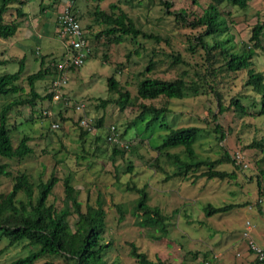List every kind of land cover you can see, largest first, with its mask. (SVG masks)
<instances>
[{"label":"rangeland","instance_id":"1","mask_svg":"<svg viewBox=\"0 0 264 264\" xmlns=\"http://www.w3.org/2000/svg\"><path fill=\"white\" fill-rule=\"evenodd\" d=\"M198 1L201 4L205 2V0ZM118 2L119 0L99 2L95 0H26L21 4L26 16L20 27L8 39L0 38V61L3 60V63H0V72L15 71L18 68L19 59L24 56V69L17 82L27 92L25 76L39 69L41 55L46 56L45 63L50 61L51 57H56L58 60L62 58L66 48L57 32V5L69 3L86 31L92 51L81 66L68 68L66 83L61 92L70 102H83L85 109L76 111L71 105H67V110L62 111L65 117L63 119L58 113L60 109H63L61 101L52 102L46 97L42 101L39 100L36 106L16 107L9 114V124L13 128V142L16 143L22 132H25L31 137L29 143L33 152L21 161L4 158L1 161H8L10 168L26 170L34 181H37L39 174L42 178H46L50 173L58 176V182L49 197V201L53 200L57 206H61L64 195L61 181L68 174L72 177V184L79 191L78 198L82 200L83 209L87 198L93 204L97 195H102L107 216L101 241L111 242L104 254V260L108 264H138L129 253L130 242H133L138 251L143 252L148 260L158 264H206L203 259L204 253H207L208 261L213 255L216 264H251L254 261V254L250 252L247 238L242 235V231L245 222L250 221L253 224L251 236L255 242L264 243V238L261 240L257 235L264 232V154L258 148L246 145L264 136V114L255 117L233 107L220 113L215 95L203 91V93L187 95L181 99L167 100L163 97L154 100L140 99L142 102L155 106L167 103L170 112L166 115V122L172 126L196 125L205 130L211 128L213 119L210 114L216 112L218 114L216 121L226 131V137L217 143L209 130L203 131V135L196 141L195 149L200 156L212 158L221 156V148L226 149L230 157L240 155L242 162L239 167L229 162L218 165V168L222 170L235 173L234 178L224 180L195 177L201 171L199 169L185 179L172 178L163 181V171L159 172L160 167L169 173L174 170L173 166L162 156L158 157L157 163L160 166L153 165L156 152L146 140L138 144L136 153L130 154L127 151L126 159L112 161L109 158V150L102 152L106 144L98 145L101 149L97 150L89 136L86 140L79 137L76 121L80 115L85 114L92 119L103 115L104 123H114L118 128H122L124 123L139 111V108L130 107L120 110L113 101L101 108L96 106L95 101V98L117 97V93H110L107 89V78L113 75L134 97L137 80L140 78L137 74L144 69L148 58L146 52L148 54L153 44L148 40H142L147 48L146 52L141 50L139 55L132 53L127 59L126 54L135 45L129 37H124L118 43L105 42L103 36L93 40L92 35L103 28V25L95 20V9L108 11L110 3ZM173 2V8L186 7L194 12L200 10V7L197 4H191L190 0H173ZM135 3L137 1L126 3L121 0L120 6L130 13L138 27L168 38L169 44L163 41L160 43L162 50L167 53L171 51V48L178 50L187 61V63L178 62L172 66L171 58L157 55L155 57L158 62L157 70L153 74L170 79L175 78L183 69H187L192 75L196 68L195 63L200 64L203 54L200 48L192 53L186 49L185 38L192 30L187 27H174L173 17L165 12L159 0H143L141 5L136 6ZM16 8V5L9 7L5 14L7 21L15 17ZM227 11H230L234 20L231 31L234 34L235 43L240 44V42L248 41L253 24L264 19V0H249L245 9L225 6L222 12L226 14ZM104 53L106 58L102 57ZM253 60L256 69L264 76V51L257 50ZM116 63L119 65L117 66ZM244 74L243 72L230 73L222 78L219 85H216L224 106H228L230 98L241 91ZM48 82V75L42 80L35 81L36 90L41 95L48 92ZM242 93L244 94L243 97L241 96L243 106L247 107L248 111H252L253 108L248 106L249 102L244 98L249 96L250 92L243 90ZM9 99L7 95L0 96V107ZM210 108L212 112L208 113ZM43 110H50L54 114L53 118L47 115L44 118L40 116ZM52 121L60 122L61 126L57 129L52 128L50 126ZM21 128L25 129L20 131ZM135 131L143 133L145 137L148 136L152 143L160 140L156 134L153 136V133L160 132L157 123L145 132L143 122H138L129 129L127 137H132ZM163 132L162 130L161 133ZM101 133H104V128ZM42 148L45 152L41 151ZM126 160H131L133 164L130 172L125 171ZM258 180L260 191H258ZM1 181L0 190L10 189L7 177H1ZM131 185H146L148 203L158 206L161 212L167 215V233L164 237L153 238L150 236L152 229L139 225L136 217L131 215L132 201L137 197V193L130 190ZM120 203L126 204L127 207V213L122 220H118L115 206ZM207 203L214 206L229 203L244 204L226 212L207 216L203 208ZM75 220V213L68 215L71 226L74 225ZM27 252L26 242L8 245L6 238H0V264H9L18 257L26 255ZM194 252H197L195 257L192 256ZM46 260H52L55 264L65 263L63 257L53 255L39 258L33 264H40Z\"/></svg>","mask_w":264,"mask_h":264},{"label":"trees","instance_id":"2","mask_svg":"<svg viewBox=\"0 0 264 264\" xmlns=\"http://www.w3.org/2000/svg\"><path fill=\"white\" fill-rule=\"evenodd\" d=\"M25 1L0 0L1 39H8L13 36L20 27L26 16V12L21 8V4ZM123 1L126 3L137 1L134 4L136 6L141 5L143 0ZM248 1L205 0L204 4H201L198 0H190L191 4H197L200 7L199 11L194 12V10L186 7L173 8V0H159L165 12L173 17L174 27H187L192 30L185 38L186 49L192 53L200 48L203 52L201 55L202 61L200 64L195 63L196 68L192 75L187 69H183L175 78L170 79L153 74L157 70L158 63L155 57L165 55L171 58L170 65L172 66L178 62L187 63V61L178 50L171 48V51L167 53L161 49L160 43L162 41L167 44L170 43L167 37H161L157 33L148 32L138 27L130 13L120 6L121 0L118 3H110L108 11L95 9V20L102 24L103 28L92 35L93 40L103 36L105 42L118 43L124 37H129L135 45L126 54L127 59L132 53L139 55L141 50L146 52L147 48L142 40H148L153 44L148 54L146 52L148 58L144 69L137 74V77L140 78L137 80L136 95L134 97L131 96L128 89L121 86L113 75L107 78V89L110 93H117V97L95 98L96 106L101 108L106 107L107 104L113 101L120 110H125L127 107L139 108L137 114L124 123L122 128H118L114 123H104L103 115L96 117L93 119L96 127L94 133L83 129L77 120L79 137L86 140L89 136L97 150L101 149L102 143L106 144V148L102 152L109 150V158L112 161L126 159L125 153L127 151L130 154L136 153L138 144L146 140L147 144L156 152L153 165L160 166L157 162L159 161L158 157L162 156L165 158L164 160L173 166L174 170L169 173L163 167H160L161 171L159 172L163 171V181L172 178L185 179V177L199 169L201 171L195 177L201 176L209 180L234 178L235 173L233 171L222 170L218 168V165L229 162L234 164L235 167H239L242 162L240 157V159L236 155L230 157L224 148H221L222 154L217 158L200 156L195 149L196 141L203 135V131L209 130L214 135L217 143L226 137V131L216 121L218 116L216 112L213 113L211 108L209 109L208 113L212 112L210 115L213 122L211 128L205 130L196 125L172 126L166 122V115L170 112L167 103L155 106L151 103L142 102L140 99L154 100L161 97L167 100L181 99L187 97V95L192 96L197 95L199 92H208L215 95L220 113L233 107L255 117L263 115L264 76L261 71L256 69L253 59L257 54V50L264 51V19L253 24L248 41L236 44L234 34L231 31L234 20L230 11H227L226 14L222 12L225 6L245 9L248 6ZM11 5L17 6L15 9L16 15L7 21L5 14ZM73 13L78 19L75 12ZM91 51H89L86 58ZM45 57V55H41L40 67L37 71L25 76L28 85L27 92L17 82L21 78L24 69V56L19 59V62L17 61L18 68L15 71L0 72V96L4 95L6 97L7 95L10 97L0 107V185L2 184L1 177H7L10 183V189L0 190V238H6L8 245L26 242L27 254L18 257L9 264H33L39 258L53 255L63 257L66 264H108L104 260V254L111 242L101 241L107 216L106 207L104 206L105 200L102 195L98 194L93 204L87 198L83 209L82 200L78 198L79 191L72 184V177L68 174L61 181L64 195L61 206H57L53 200L49 201V197L58 182V176L50 173L46 178H42L39 174L37 181H34L26 170L10 168L8 161H1L2 158L21 161L33 152L29 143L31 137L27 133L22 132L19 140L16 143L13 142V128L9 124V114L18 106L29 105L32 107L36 106V103L39 100L42 101L45 97L51 99V91L48 90V92L41 95L35 87V81L42 80L47 75L50 86V83L59 72V60L56 57H51L49 58L50 61L45 63ZM102 57L106 58V54L104 53ZM0 63H3V60ZM116 65L118 66L119 63H116ZM68 68L73 69L75 67L69 66ZM240 72L245 73L242 77L241 91L230 98L228 106H224L221 102V93L216 89V85H219L222 78L230 73ZM243 90L250 92V95L244 98L249 102L248 106L253 108L252 111H248L247 107L243 106L241 100V96H244ZM67 108V106H63V109L58 111L63 119L65 117L62 111H66ZM40 116L46 117L42 113H40ZM138 122H143L145 132L154 123H157L160 132L153 133V136L156 134L160 140L152 143L148 136L145 137L143 133L137 131L134 132L132 137H127L129 129ZM58 123L61 126V123ZM110 125L115 126L119 140L123 141L126 146H119L116 142L107 140ZM103 128L104 133L102 134L101 130ZM16 129L18 130V128ZM23 129L25 128H21L20 131ZM49 129L51 130V128ZM162 130L163 133H161ZM135 140L137 142L134 143ZM246 146L258 148L264 154V136L252 140ZM41 151L45 152L43 148ZM126 161L125 171L130 172L133 164L131 160ZM257 182L258 191H260V182L259 180ZM129 188L137 193V197L132 201L130 208L131 215L136 217L139 225L152 229L153 232L150 231V236L155 239L164 237L167 233L168 217L161 212L158 206L148 203L149 197L146 185H131ZM244 203H229L218 206L207 203L203 208L205 215L210 216L226 212L236 206H242ZM115 206L118 212L117 218L122 220L124 214L127 213L126 204L120 203ZM72 213L76 215L73 226L68 221V215ZM249 250L253 254L250 248ZM129 253L136 259L138 264H158L148 260L143 252L138 251L133 242H130ZM189 253L191 254V251ZM196 255L197 252L192 253L193 257ZM203 259L206 264H216L213 255L210 256L208 261V255L204 253ZM40 264L55 263L52 260H46ZM251 264H264V260H259L254 256V261Z\"/></svg>","mask_w":264,"mask_h":264},{"label":"built area","instance_id":"3","mask_svg":"<svg viewBox=\"0 0 264 264\" xmlns=\"http://www.w3.org/2000/svg\"><path fill=\"white\" fill-rule=\"evenodd\" d=\"M56 21L58 27L57 32L61 37L66 50L64 51L62 58L59 59V72L50 83L49 91H51L52 94V101H61L63 106L71 105L74 109H76V111H81L85 109V104L83 102H70L69 99L63 96L61 90L66 83L68 67L81 66L85 62L87 54L91 51L88 36L85 29L81 26L79 20L74 15L69 3L62 6L61 10L57 14ZM43 114L52 118L54 116L50 110H43ZM78 123L83 129L90 133H94L96 131L94 121L88 115H80L78 117ZM51 127L57 129L60 125L57 121H52ZM108 131V141L116 142L119 146H126L123 141L119 140V136L114 125H110ZM236 157L239 158L240 155L236 154ZM252 229L253 224L247 220L244 224L242 235L247 238L248 247L252 250L254 256L259 260H264V244H258L255 242L250 233Z\"/></svg>","mask_w":264,"mask_h":264},{"label":"crops","instance_id":"4","mask_svg":"<svg viewBox=\"0 0 264 264\" xmlns=\"http://www.w3.org/2000/svg\"><path fill=\"white\" fill-rule=\"evenodd\" d=\"M62 6H63L62 3L61 4L58 3V5H57V13L61 10ZM257 235H258L259 239H261V240H262V238H264V232H260ZM258 244H260V243H258ZM261 244H264V243H261Z\"/></svg>","mask_w":264,"mask_h":264},{"label":"clouds","instance_id":"5","mask_svg":"<svg viewBox=\"0 0 264 264\" xmlns=\"http://www.w3.org/2000/svg\"><path fill=\"white\" fill-rule=\"evenodd\" d=\"M63 96L65 97V95L63 94ZM65 98H67V97H65ZM68 99V98H67ZM50 100H52V98L50 99ZM52 102H54V101H52ZM60 104L63 106V104L60 102ZM42 113H43V111H42ZM46 116V115H45ZM51 126V125H50Z\"/></svg>","mask_w":264,"mask_h":264}]
</instances>
